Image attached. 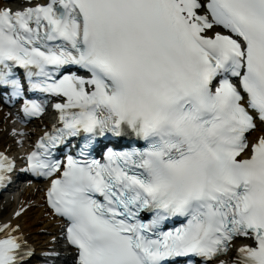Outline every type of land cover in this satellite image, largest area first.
Masks as SVG:
<instances>
[{
    "label": "snow or ice",
    "instance_id": "snow-or-ice-1",
    "mask_svg": "<svg viewBox=\"0 0 264 264\" xmlns=\"http://www.w3.org/2000/svg\"><path fill=\"white\" fill-rule=\"evenodd\" d=\"M29 93L62 99L25 171L55 177L47 202L75 264H226L240 237L252 244L232 264H264V136L242 156L264 125V0L2 8L0 98L38 116ZM81 137L77 156L54 158ZM124 138L123 150L105 143ZM13 169L0 153V185ZM34 255L0 225V264Z\"/></svg>",
    "mask_w": 264,
    "mask_h": 264
},
{
    "label": "bare ground",
    "instance_id": "bare-ground-1",
    "mask_svg": "<svg viewBox=\"0 0 264 264\" xmlns=\"http://www.w3.org/2000/svg\"><path fill=\"white\" fill-rule=\"evenodd\" d=\"M16 0H0V5H8L13 4ZM6 112L4 110H0V147L3 148V141H11L13 140V136L17 137L18 135H13L10 133V128L8 126V117H5ZM261 131H256L251 136L256 138ZM35 186L27 187L24 189V192L21 194L22 199L19 201H10L9 205H6L4 211H0V215L9 212L2 218V220H12L13 219V212L15 210L22 211V214L19 215L15 221L21 225L22 232L26 236V238L32 242L34 246L37 248H41L43 246L52 244L51 236L57 235L56 229L58 228L57 225L54 224V221L51 220V216L45 212V209L42 205V199H40L39 194L34 193ZM28 206L27 208H25ZM12 207L11 211L8 209ZM45 214L47 216L48 222H44L42 226H37V224L41 223L42 218L40 215ZM24 220L25 222H21ZM43 227L46 229L45 234L37 233L40 231L39 229ZM50 234L48 235V233ZM55 259V258H53Z\"/></svg>",
    "mask_w": 264,
    "mask_h": 264
},
{
    "label": "rangeland",
    "instance_id": "rangeland-1",
    "mask_svg": "<svg viewBox=\"0 0 264 264\" xmlns=\"http://www.w3.org/2000/svg\"><path fill=\"white\" fill-rule=\"evenodd\" d=\"M43 221H41V223L37 224V226H42L43 222H47L48 220L44 217V215H41ZM22 222H25L24 220ZM40 228V227H39ZM41 230V229H40ZM37 233H40V234H45V233H42L41 231H37Z\"/></svg>",
    "mask_w": 264,
    "mask_h": 264
}]
</instances>
